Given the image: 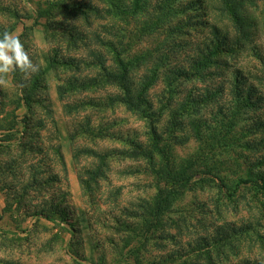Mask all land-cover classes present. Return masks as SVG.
<instances>
[{"label": "rangeland", "instance_id": "1", "mask_svg": "<svg viewBox=\"0 0 264 264\" xmlns=\"http://www.w3.org/2000/svg\"><path fill=\"white\" fill-rule=\"evenodd\" d=\"M4 30L41 67L0 86V264H264V0H0Z\"/></svg>", "mask_w": 264, "mask_h": 264}, {"label": "trees", "instance_id": "2", "mask_svg": "<svg viewBox=\"0 0 264 264\" xmlns=\"http://www.w3.org/2000/svg\"><path fill=\"white\" fill-rule=\"evenodd\" d=\"M234 17H235L236 22L239 25V29L243 32V29H245L244 25L246 24L245 20L240 16V14L238 12L234 13ZM210 35L211 36L209 39L211 40V42H213V41L218 42L217 44H215L216 48L220 47L219 43H223L226 41V37L224 36L223 32L221 31L220 28H218L216 26H212V28L210 30ZM206 49H209V47H206ZM116 61H117L118 71L115 70V71L109 72L105 65L102 66V69L104 71H108L105 73V75L112 77L113 80H116L119 83L117 85L121 88V91H122V94H117L116 96L109 98L111 103H113V104L118 103V104L124 105L126 107V109L140 114L141 117H143V118H148V116H149L148 110L149 109L146 106H148L149 101L143 95V92L146 91L147 88H149L148 87L149 82L144 81L143 83L140 84V87L133 85V83L130 84L131 81L129 80V72H130L129 59L125 60L124 58L118 57V58H116ZM195 62L197 63L196 64L197 67H201V68H203L205 66L209 67V64L211 63V58H196ZM242 77H241V80L245 81L244 82V84H245L248 81V76H244L243 78ZM100 78L103 80L105 79V78L99 76V77L92 78L90 80V82L92 84L94 82H100L101 81ZM238 78H239V76H238ZM78 80H79L78 78L73 79V81L71 80L70 81L71 86L73 87V85H77ZM90 82L89 81L84 82L83 84L90 83ZM61 89H64V90H61L64 93V92H66L67 89H71V88H66V87L62 88L61 87ZM239 97H241V96H239ZM153 145L155 148H157L159 150V152L161 154H163V156L165 158L164 159V165L162 164L163 173H164L163 177H167L172 182V186L170 189H172L174 187H178V186L180 187L181 184L183 185V183L188 184L192 175L187 174L186 170L184 172H171V170H169V166L171 164L168 162V155L165 151L166 148L159 146L156 137H155V142H153ZM139 146H140V148H144L143 145L139 144ZM148 155H149L148 157L150 158L149 160H151V158L153 156L150 155V152L148 153ZM164 169H166V170H164ZM45 217L52 219L48 215H46ZM244 264H261V263L260 262L252 263L250 260H244Z\"/></svg>", "mask_w": 264, "mask_h": 264}, {"label": "clouds", "instance_id": "3", "mask_svg": "<svg viewBox=\"0 0 264 264\" xmlns=\"http://www.w3.org/2000/svg\"><path fill=\"white\" fill-rule=\"evenodd\" d=\"M40 65L33 62L19 36L8 30L0 33V86L6 85L9 73L19 71L24 80L40 71Z\"/></svg>", "mask_w": 264, "mask_h": 264}]
</instances>
